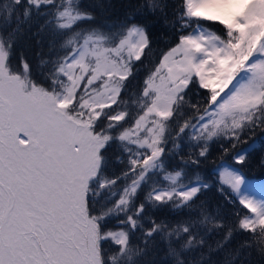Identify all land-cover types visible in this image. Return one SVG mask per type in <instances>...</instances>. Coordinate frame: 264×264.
<instances>
[{
    "label": "snow or ice",
    "instance_id": "1",
    "mask_svg": "<svg viewBox=\"0 0 264 264\" xmlns=\"http://www.w3.org/2000/svg\"><path fill=\"white\" fill-rule=\"evenodd\" d=\"M0 264H264V0H0Z\"/></svg>",
    "mask_w": 264,
    "mask_h": 264
}]
</instances>
